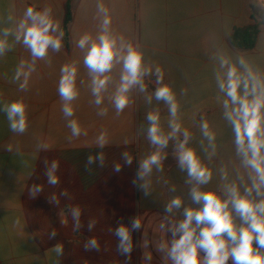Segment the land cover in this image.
I'll list each match as a JSON object with an SVG mask.
<instances>
[{
	"label": "crops",
	"instance_id": "0c3cea01",
	"mask_svg": "<svg viewBox=\"0 0 264 264\" xmlns=\"http://www.w3.org/2000/svg\"><path fill=\"white\" fill-rule=\"evenodd\" d=\"M98 2L108 9L111 31L142 50L146 63L163 69L164 82L172 86L180 105L178 122L190 133L187 147L212 171L211 181L200 190L214 191L223 200L228 198L226 185L236 184L241 195L251 186L254 172L237 151L233 126L225 118V97L215 79L219 61L214 57L223 54L233 63L243 57L264 76V0H0V31L9 28L15 32L25 9L32 6L37 11L50 8L64 32L62 49H50L46 60H36L24 90L20 88L23 77L14 79L22 62H32L23 39L8 36L11 47L0 56V109L5 103L22 100L28 116L27 131L16 134L0 110L1 264H172L167 248L158 249L171 246L170 228L185 218V209L202 207V203L193 202V185L188 183L187 171L179 166L177 144L183 135L169 140L161 150L165 157L162 169L153 168L146 178L147 195L133 183L139 162L157 150L147 137L148 112L158 110L162 130L165 134L171 131L168 106L154 95L151 103L147 100L157 87L155 76L144 78L145 91L139 86L130 90L129 106L117 115L108 99L119 85L122 65H115L108 74L111 82L100 106L107 108V115H97L91 74L84 64L87 49H80L77 42L84 33L93 38L99 34L102 14L97 11ZM67 8L72 19L65 27ZM253 24L260 30L254 49L235 47L230 41L234 29ZM65 63H75L78 68L80 94L73 101L75 116L70 118L63 116L57 92L60 67ZM72 118L79 121L86 136L69 139L66 124ZM205 121L215 137L211 143L201 128ZM105 129L108 143L101 148L96 137ZM124 152L132 156L131 165L125 163ZM100 153L103 165L99 160L87 164L89 155L95 158ZM46 160L49 165L53 160L59 163L56 185L48 184ZM117 164L119 172L114 170ZM225 174L226 179L222 178ZM34 184L43 190L31 198L29 189ZM64 192L67 195H62ZM52 196L58 203H49ZM252 196L260 199L255 192ZM176 198L181 200L180 207L167 212V205ZM76 207L81 210L78 229L72 216ZM229 210L234 224L242 226L231 205ZM133 218L140 219L141 228L131 232L129 259L118 250L115 230L120 224L129 225ZM92 221L95 224L89 230ZM93 238L99 250H86L85 244ZM58 244L63 246L60 256L53 250ZM226 264L233 262L229 259Z\"/></svg>",
	"mask_w": 264,
	"mask_h": 264
},
{
	"label": "clouds",
	"instance_id": "9594fccd",
	"mask_svg": "<svg viewBox=\"0 0 264 264\" xmlns=\"http://www.w3.org/2000/svg\"><path fill=\"white\" fill-rule=\"evenodd\" d=\"M97 11L102 14L99 34L93 38L90 33H84L77 42L80 49H87L84 64L91 74L93 103L99 109L97 115H107V108L100 106L104 102V94L111 82V76L108 74L115 65H122L119 85L108 99L117 115L129 106L131 102L129 93L133 87L139 86L142 92L145 91L146 76H155L157 85L155 92L147 97L148 102L151 103L154 95L157 101H163L168 106L170 116L168 127L171 131L167 134L161 128L159 111H150L147 114L146 119L149 124L147 137L152 145L157 146V150L139 162V170L133 183L147 195L149 183L146 178L150 176L153 168L157 171L162 169V161L165 157L161 150L167 146L169 140H175L179 135H183V140L177 144L179 166L187 171L188 183L193 185L190 190L193 202L202 203L199 209H185V218L178 225L170 228L173 236L171 246L162 245L158 250L167 248V257L172 264H226L229 259L233 264H264V253L260 251L264 249V76L254 71L243 57H239L236 63L223 54L214 57L219 61V70L215 73V79L219 91L225 97L222 101L225 118L233 126L237 151L244 157L245 165L254 172L251 177V186L245 188L243 195L233 183L225 186L228 198L222 200L214 191L200 190L201 185L211 181L212 171L202 164L194 149L187 147L190 133L178 122L180 105L172 86L164 82L163 69L159 65L146 63L142 50L127 42L123 36H117L111 31L112 18L102 2H98ZM10 35H15L16 41L22 38L24 45L31 52V64L22 62L14 76L15 80L23 77L20 88L24 90L27 88L28 78L35 71L36 60H46L50 49L53 52H59L62 49L64 32L59 22L52 18L50 8L37 11L29 6L25 9L23 19L17 24L15 32L9 28L0 31V37H2L0 38V56H3L11 47L7 40ZM77 71L75 63H65L60 67L57 92L62 101L61 111L65 118L75 116L73 101L77 100L80 94L77 87ZM0 110L6 114L10 131L16 134L27 131V106L22 100L5 103ZM66 126L71 132L69 139L87 135L77 119H67ZM201 128L209 142L214 141V134L209 131L206 121L202 123ZM96 143L101 148L108 143L106 129L100 131L96 137ZM41 147L45 146L41 145ZM122 155L125 163L131 165L132 156L127 152ZM95 160H99L103 165V153L95 158L89 155L87 164L91 165ZM45 166L48 184H58L59 178L56 175L59 168L58 161L53 160L49 165L46 160ZM114 170L119 172L121 166L117 164ZM222 178L226 179V174ZM137 181H144V183L137 184ZM42 190L41 185L34 184L29 189V196L35 198ZM253 192L260 199L253 198ZM62 195L67 193L64 192ZM53 202L58 203L55 196L49 200V203ZM180 205L179 198L173 199L167 205L166 211L171 212L173 208H179ZM229 205L243 221L242 226L237 227L234 224ZM80 215L79 207L72 209L76 229L80 227ZM94 224L95 221L89 223V230ZM140 228V219L133 218L129 225L120 224L115 230L119 240L118 250L129 259L133 247L131 232L138 231ZM51 235L53 237L56 235L55 230ZM254 241L256 247L253 246ZM85 249L99 250L96 239L89 240L85 244ZM53 250L60 256L63 246L58 244ZM200 252L204 253L203 257L200 256ZM146 259L151 257L147 256Z\"/></svg>",
	"mask_w": 264,
	"mask_h": 264
},
{
	"label": "trees",
	"instance_id": "16d2710c",
	"mask_svg": "<svg viewBox=\"0 0 264 264\" xmlns=\"http://www.w3.org/2000/svg\"><path fill=\"white\" fill-rule=\"evenodd\" d=\"M256 12H259L258 9L256 10ZM71 19L72 14L70 8H67V15L64 24L65 27L69 25ZM259 32L260 30L258 24H253L245 27H237L234 29L230 41L235 47L240 50H252L256 46ZM253 246L256 247V244L253 243ZM260 251L264 253V249H260Z\"/></svg>",
	"mask_w": 264,
	"mask_h": 264
}]
</instances>
